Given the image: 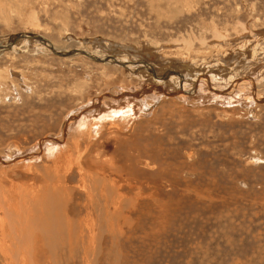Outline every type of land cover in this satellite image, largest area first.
I'll return each instance as SVG.
<instances>
[{
	"label": "rangeland",
	"instance_id": "1",
	"mask_svg": "<svg viewBox=\"0 0 264 264\" xmlns=\"http://www.w3.org/2000/svg\"><path fill=\"white\" fill-rule=\"evenodd\" d=\"M0 264H264V0H0Z\"/></svg>",
	"mask_w": 264,
	"mask_h": 264
},
{
	"label": "bare ground",
	"instance_id": "2",
	"mask_svg": "<svg viewBox=\"0 0 264 264\" xmlns=\"http://www.w3.org/2000/svg\"><path fill=\"white\" fill-rule=\"evenodd\" d=\"M17 37V36H16ZM31 38H33L34 39V37H31ZM13 39V38H12ZM15 39V38H14ZM37 39V38H36ZM261 41V40H260ZM8 43V42H7ZM99 43V42H98ZM45 44H47L46 43V41L44 42V45ZM105 44V43H104ZM11 45V44H10ZM217 46V45H216ZM2 49H3V47H1ZM1 49V50H2ZM116 52V51H115ZM145 52V51H144ZM142 53V52H141ZM88 55V54H87ZM132 56V55H131ZM131 56H129V57H131ZM115 58V57H114ZM138 58V57H137ZM136 58V59H137ZM144 58V57H143ZM113 59V58H112ZM116 60V59H115ZM101 61V60H100ZM116 63V62H115ZM127 65V64H126ZM135 65V64H134ZM146 65V64H145ZM123 66V65H122ZM148 66V65H147ZM132 69V68H131ZM147 69H148V67H147ZM169 75V74H168ZM173 75V74H172ZM156 77V76H155ZM248 78V77H247ZM237 79V78H236ZM199 81H198V83L200 82V84L204 81V82H209L208 81V79H207V77H205L204 75H202L201 76V79H198ZM246 80V79H245ZM181 81V80H180ZM197 81V80H196ZM239 81V80H238ZM241 81V80H240ZM248 81V80H247ZM250 81H251V79H250ZM249 82V81H248ZM210 83V82H209ZM237 83V82H236ZM243 84V83H242ZM207 85V84H206ZM211 85V84H210ZM239 85H241V83L239 84ZM230 86V85H229ZM232 87V86H231ZM233 88V87H232ZM210 89V88H209ZM215 89V88H214ZM212 90V92H215V90ZM226 89V88H225ZM211 90V89H210ZM237 90V89H236ZM182 91V90H181ZM121 93H120V95H116V98H118V99H122V97H123V95H125V94H127L126 92H123V91H120ZM228 92H230V91H228ZM137 93V92H136ZM135 93V94H136ZM182 93H184L183 91H182ZM181 93V94H182ZM218 93V92H217ZM224 93V92H223ZM223 93H221V94H223ZM185 94V93H184ZM224 94H226V93H224ZM129 95V94H128ZM226 95H228V93L226 94ZM230 95H231V93H230ZM212 96H214V95H212ZM219 96V95H218ZM109 97H112V98H114L115 97V95H109ZM126 97V96H125ZM138 98V97H137ZM139 99V98H138ZM138 99H136V100H138ZM128 101V100H127ZM252 102V101H251ZM118 103H120V102H118ZM132 103H133V101H132ZM131 102H127V103H122L123 104V107L121 108V109H118V108H116V109H114V108H110L109 110H110V114H111V117H114V115L115 116H120V115H122V116H120V117H124V116H127V115H129V117H134V116H137V113H138V107H137V105L135 104V106H134V104H132ZM144 103V102H143ZM223 103V102H222ZM113 104V103H112ZM245 104V103H244ZM247 104V103H246ZM119 105V104H118ZM121 105V104H120ZM139 105V104H138ZM144 105V104H143ZM109 106V105H108ZM122 106V105H121ZM106 107V106H105ZM111 107V106H110ZM114 107H116V105L114 104ZM89 108H91V107H89ZM86 111H88V110H86ZM107 110H105V112L103 111V112H101L98 116L99 117H101L102 115H103V117H104V114L106 115V112ZM109 112V111H108ZM82 114V113H81ZM83 114H85V113H83ZM102 117V118H103ZM109 117V116H108ZM131 117V118H132ZM76 118H78V117H76ZM96 118H97V116H96ZM135 118V117H134ZM86 119V118H85ZM125 119H127V118H125ZM74 120V119H73ZM76 120V119H75ZM74 120V121H75ZM72 122V121H71ZM70 125V124H69ZM65 126V125H64ZM87 126H89V125H87ZM86 126V127H87ZM96 127V126H95ZM88 129V128H87ZM64 141V140H63ZM58 142V141H57ZM41 149V148H40ZM83 152V151H82ZM34 156H36V155H34ZM30 158V157H29ZM36 158V157H35Z\"/></svg>",
	"mask_w": 264,
	"mask_h": 264
}]
</instances>
